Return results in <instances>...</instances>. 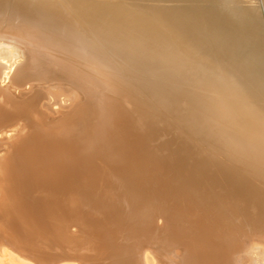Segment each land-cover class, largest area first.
Segmentation results:
<instances>
[{
	"label": "bare ground",
	"instance_id": "bare-ground-1",
	"mask_svg": "<svg viewBox=\"0 0 264 264\" xmlns=\"http://www.w3.org/2000/svg\"><path fill=\"white\" fill-rule=\"evenodd\" d=\"M5 258L264 264V0H0Z\"/></svg>",
	"mask_w": 264,
	"mask_h": 264
},
{
	"label": "rangeland",
	"instance_id": "rangeland-1",
	"mask_svg": "<svg viewBox=\"0 0 264 264\" xmlns=\"http://www.w3.org/2000/svg\"><path fill=\"white\" fill-rule=\"evenodd\" d=\"M6 260V261H5ZM1 264V263H0ZM2 264H19L17 261L15 260H12L11 258L7 259L5 258L3 261H2Z\"/></svg>",
	"mask_w": 264,
	"mask_h": 264
}]
</instances>
